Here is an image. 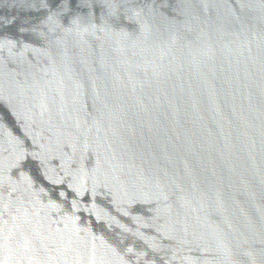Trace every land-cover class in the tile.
<instances>
[{
    "label": "water",
    "instance_id": "water-1",
    "mask_svg": "<svg viewBox=\"0 0 264 264\" xmlns=\"http://www.w3.org/2000/svg\"><path fill=\"white\" fill-rule=\"evenodd\" d=\"M0 264H264V0H0Z\"/></svg>",
    "mask_w": 264,
    "mask_h": 264
}]
</instances>
